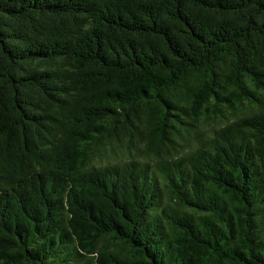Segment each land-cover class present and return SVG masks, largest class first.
I'll use <instances>...</instances> for the list:
<instances>
[{"label": "trees", "instance_id": "16d2710c", "mask_svg": "<svg viewBox=\"0 0 264 264\" xmlns=\"http://www.w3.org/2000/svg\"><path fill=\"white\" fill-rule=\"evenodd\" d=\"M0 264H264V0H0Z\"/></svg>", "mask_w": 264, "mask_h": 264}, {"label": "rangeland", "instance_id": "374dc122", "mask_svg": "<svg viewBox=\"0 0 264 264\" xmlns=\"http://www.w3.org/2000/svg\"><path fill=\"white\" fill-rule=\"evenodd\" d=\"M102 162H103V160H102Z\"/></svg>", "mask_w": 264, "mask_h": 264}]
</instances>
